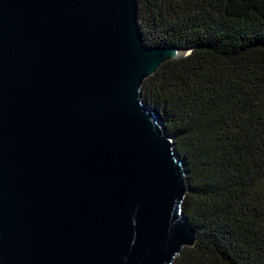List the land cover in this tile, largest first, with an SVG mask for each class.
<instances>
[{
    "label": "water",
    "instance_id": "obj_1",
    "mask_svg": "<svg viewBox=\"0 0 264 264\" xmlns=\"http://www.w3.org/2000/svg\"><path fill=\"white\" fill-rule=\"evenodd\" d=\"M137 0H0V264H172L183 161L143 81Z\"/></svg>",
    "mask_w": 264,
    "mask_h": 264
},
{
    "label": "trees",
    "instance_id": "obj_2",
    "mask_svg": "<svg viewBox=\"0 0 264 264\" xmlns=\"http://www.w3.org/2000/svg\"><path fill=\"white\" fill-rule=\"evenodd\" d=\"M137 19L187 51L140 88L186 173L195 243L172 264H264V0H137Z\"/></svg>",
    "mask_w": 264,
    "mask_h": 264
}]
</instances>
